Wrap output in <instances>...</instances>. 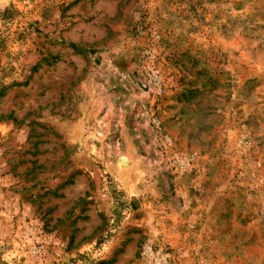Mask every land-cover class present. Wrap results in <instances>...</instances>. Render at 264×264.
<instances>
[{
    "label": "rangeland",
    "instance_id": "374dc122",
    "mask_svg": "<svg viewBox=\"0 0 264 264\" xmlns=\"http://www.w3.org/2000/svg\"><path fill=\"white\" fill-rule=\"evenodd\" d=\"M0 264H264V0H0Z\"/></svg>",
    "mask_w": 264,
    "mask_h": 264
}]
</instances>
